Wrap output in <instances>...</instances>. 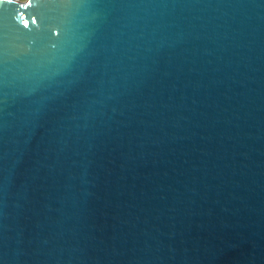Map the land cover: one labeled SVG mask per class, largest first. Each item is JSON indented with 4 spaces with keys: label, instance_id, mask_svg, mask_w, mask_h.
Here are the masks:
<instances>
[{
    "label": "water",
    "instance_id": "water-1",
    "mask_svg": "<svg viewBox=\"0 0 264 264\" xmlns=\"http://www.w3.org/2000/svg\"><path fill=\"white\" fill-rule=\"evenodd\" d=\"M0 264H264V0H0Z\"/></svg>",
    "mask_w": 264,
    "mask_h": 264
},
{
    "label": "rangeland",
    "instance_id": "rangeland-1",
    "mask_svg": "<svg viewBox=\"0 0 264 264\" xmlns=\"http://www.w3.org/2000/svg\"><path fill=\"white\" fill-rule=\"evenodd\" d=\"M18 2H20V3H25V2H27L28 0H17Z\"/></svg>",
    "mask_w": 264,
    "mask_h": 264
}]
</instances>
